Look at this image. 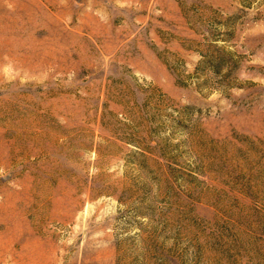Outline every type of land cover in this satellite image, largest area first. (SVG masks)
<instances>
[{
	"label": "rangeland",
	"instance_id": "rangeland-1",
	"mask_svg": "<svg viewBox=\"0 0 264 264\" xmlns=\"http://www.w3.org/2000/svg\"><path fill=\"white\" fill-rule=\"evenodd\" d=\"M0 264H264V0H0Z\"/></svg>",
	"mask_w": 264,
	"mask_h": 264
},
{
	"label": "bare ground",
	"instance_id": "bare-ground-1",
	"mask_svg": "<svg viewBox=\"0 0 264 264\" xmlns=\"http://www.w3.org/2000/svg\"><path fill=\"white\" fill-rule=\"evenodd\" d=\"M2 208H3V207H2ZM2 208H1V209H2Z\"/></svg>",
	"mask_w": 264,
	"mask_h": 264
}]
</instances>
